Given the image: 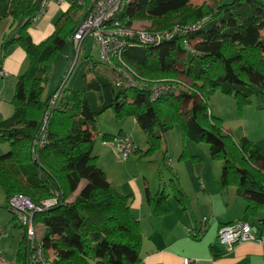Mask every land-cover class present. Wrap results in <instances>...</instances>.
Here are the masks:
<instances>
[{
  "label": "trees",
  "instance_id": "1",
  "mask_svg": "<svg viewBox=\"0 0 264 264\" xmlns=\"http://www.w3.org/2000/svg\"><path fill=\"white\" fill-rule=\"evenodd\" d=\"M68 1L71 6L56 22L55 31L35 43L29 29L44 0H0V25L11 19L10 27L18 26L8 44H18L29 61L17 78L13 114L6 119L0 116V143L10 145L0 155V188L7 192L8 205L20 193L37 204L57 198L56 204L34 215L35 223L43 225L41 241L45 251L55 256V264H137L141 259L143 234L131 207L132 196L108 179L93 155L97 119L109 109L118 120L136 119L149 152L160 146L175 124L180 125L184 140L207 143L211 156L224 161L220 186L234 185L246 201L242 219L256 218L264 226V216L259 217L264 211V152L249 138L237 140L226 132L207 102L216 91L234 97L240 108L252 103L253 97L264 96V0H219L198 7L191 6L192 0L127 4L121 15L127 26L149 21L150 30H172L175 25L203 22L199 30L155 46L133 39L123 53L124 61L142 76L184 75L202 97L180 89L153 98L147 88L119 86L113 68L86 57L68 82L63 78L44 98L55 59L85 17H76L81 9L78 0ZM62 84L45 142L37 145L50 98ZM193 98V105L185 107ZM103 137L112 140L119 135ZM174 197L184 205L186 194L176 183ZM146 198L157 217L172 210L165 190L152 195L146 188ZM13 219L19 226L15 214ZM30 255L23 229L17 262L27 263Z\"/></svg>",
  "mask_w": 264,
  "mask_h": 264
},
{
  "label": "rangeland",
  "instance_id": "2",
  "mask_svg": "<svg viewBox=\"0 0 264 264\" xmlns=\"http://www.w3.org/2000/svg\"><path fill=\"white\" fill-rule=\"evenodd\" d=\"M215 1L219 0H192L191 6H208L212 5ZM11 22V19L4 20V23L11 24ZM9 24L2 26L0 35L1 31L2 35L5 31H8ZM151 28V22L149 21L134 24V29L136 30L149 31ZM14 29L18 30V26L15 25ZM153 31L163 30L154 29ZM66 53L69 54V59L65 58ZM181 56L183 58L184 53H181ZM86 57L102 62L93 35L85 38L79 59L74 65L73 70H76L80 62ZM73 61L74 47L68 42L52 65L44 90V98L58 88L63 78H68L66 80L68 82L72 72ZM143 77L151 82L163 81V83H178L177 81H180L181 86L185 90L187 89L186 91L197 95V87L184 75L157 78ZM195 100L196 98H193L188 101L185 107L192 106ZM207 102L212 114L222 120L224 130L235 139L240 140L243 138V132L245 131L250 133L251 138L259 140L260 146H264V96L259 98L253 97L252 103L240 108L234 97L216 91L210 95ZM120 133L122 137L127 136L132 138L137 148L127 160L120 157L113 144H103V140H105L103 137L104 134L117 135ZM9 148L10 145L7 142L0 143V155L6 153ZM98 153L101 157L97 160V164L104 169L108 179L116 187L123 186V189H125L130 180H135L141 186H145V178L151 191L158 192L165 190L170 195V200L174 204L176 202L174 201V184L176 181L179 186L180 182L178 180H180L182 187L190 194V198H187L188 206L190 200L197 201L201 199L203 202L206 199H211V196H214L218 201L219 213L239 211L236 205H230L229 210L228 206H226L225 192L228 189H234L235 186L229 185L224 189L220 186L219 179L224 167L223 159L213 158L210 154L209 146L205 142L184 140L179 124H175L173 128L168 130L165 138L156 150L149 152L145 132L140 128L136 119L127 116L122 120H118L115 117L114 111L109 109L97 119L93 155H97ZM74 196L75 194L72 198ZM7 206V192L4 188H0V224L7 231V238L4 244L8 247V253L4 251L3 254L13 264H17L16 253L21 241L23 229L20 225H17V222L13 219L14 214ZM208 211V207L204 208L201 205H197L194 210V216L203 218L202 221H204L206 217L212 218L213 216ZM38 229L40 236H42L43 225L38 223ZM50 254L52 255V252Z\"/></svg>",
  "mask_w": 264,
  "mask_h": 264
},
{
  "label": "crops",
  "instance_id": "3",
  "mask_svg": "<svg viewBox=\"0 0 264 264\" xmlns=\"http://www.w3.org/2000/svg\"><path fill=\"white\" fill-rule=\"evenodd\" d=\"M70 6L69 1L61 3L59 0H50L44 14L33 22L29 29L33 41L40 43L49 37L55 31L56 22L68 11ZM84 15L85 8L81 6V9L76 13V17L82 18ZM7 24L9 23L3 21L0 30L3 25L6 26ZM10 26L11 24L8 25V31H5L3 35L1 31L0 35V62L9 73L5 78L0 77V116L4 119L13 114L14 109L11 100L17 78L27 70L29 65L26 52L16 43L8 44V41L17 32L14 26L13 28ZM69 42L72 44L71 41ZM65 58H70L68 53L65 54ZM243 133V137L253 139L252 141L259 145L264 152V146H260L259 140L251 138L249 132L244 131ZM117 135L120 136L121 133ZM97 156L98 159L101 157L99 153ZM144 181L145 186H141L135 180H130L125 189H123V186L117 187L122 193L132 196L131 207L141 225L143 241L140 251L141 259L137 264H186V260H190L189 264H264L263 244L246 242L235 246L231 250L218 244L217 233L219 228L243 218L246 201L239 194L237 187L225 190V194L228 210L229 206L233 204L236 205L239 211L219 213L218 201L214 196L203 202L201 199L197 201L190 200L188 206L187 198H190V194L186 192L181 181L178 180L180 182L179 187L186 194L184 205H181L175 197L174 201L177 203L174 202L173 204L169 195L168 200L172 205V210L162 215V217H157L153 207L147 201L146 188L149 187L145 178ZM149 190L152 195L156 193L151 191L150 188ZM197 205L204 208L208 207V212L213 215L212 218H205L207 220L206 224L202 221L203 218L194 216ZM259 214V217H263L264 211ZM257 221L256 218L249 220L252 223H257ZM204 224L206 229L201 238H194L189 235V227L201 228ZM6 238L1 243V249L3 252L8 253V247L4 244Z\"/></svg>",
  "mask_w": 264,
  "mask_h": 264
},
{
  "label": "built area",
  "instance_id": "4",
  "mask_svg": "<svg viewBox=\"0 0 264 264\" xmlns=\"http://www.w3.org/2000/svg\"><path fill=\"white\" fill-rule=\"evenodd\" d=\"M50 0H44L40 11L33 17V22L37 21L45 12ZM65 3L67 0H59ZM131 0H78L79 5L85 8V17L78 28L69 36V40L73 42L74 47V65L77 63L85 38L93 35L98 47L101 59L109 67L113 68L119 76L118 85L126 87H137L140 89H149L152 92V97L157 98L162 93L168 91L184 89L180 81L163 83V81H148L134 68L128 65L123 58L125 48L134 39L140 44L155 46L166 40L174 39L177 35H189L199 30L203 22L192 23L181 26L176 25L172 30L163 31H144L136 30L134 26L125 25L121 15L124 13L127 4ZM8 72L3 68L0 62V77H7ZM146 80V81H145ZM66 80H64V83ZM63 83V84H64ZM183 83V82H182ZM53 94L49 101V108L44 114L43 135L36 144L42 145L47 136V124L51 117V109L55 107L60 98L62 87ZM187 90V89H186ZM197 94L200 95L198 90ZM103 144H113L120 157L127 160L135 150V144L130 137H116L112 140H103ZM57 203V198L45 199L41 204L32 201L25 194H15L10 198L9 210L12 211L17 221L26 232V238L31 250V255L27 263L17 264H55V256L46 252L39 234L38 224L34 221L36 212L43 211L53 204ZM205 224L207 220L203 221ZM205 224L201 228L189 227L188 233L194 238H201L205 233ZM4 227L0 224V264H13L3 254L1 243L6 237ZM218 244L228 250L235 246L254 242L264 245V226L260 223H251L249 221L239 219L232 223L223 225L217 233ZM190 260H186L189 264Z\"/></svg>",
  "mask_w": 264,
  "mask_h": 264
}]
</instances>
